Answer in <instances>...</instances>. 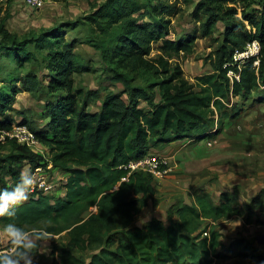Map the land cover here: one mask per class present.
Here are the masks:
<instances>
[{"label":"trees","instance_id":"16d2710c","mask_svg":"<svg viewBox=\"0 0 264 264\" xmlns=\"http://www.w3.org/2000/svg\"><path fill=\"white\" fill-rule=\"evenodd\" d=\"M249 2L201 3V12L209 14L204 33H212L218 21L225 22V28L214 52L216 71L197 76L191 83L181 64L171 60L193 53L195 35L167 38L168 25L163 19L167 9L158 10L162 24L156 18L155 22L153 16L150 18L154 22L139 23L140 18L133 17L142 10L138 0H107L88 18L105 33L111 31L113 42L104 50V45L95 44L102 54L109 51L115 64L127 61L123 66L133 73L130 76L129 72L111 67L114 80L127 90L128 104L119 95L111 94L95 113L84 105L91 94L82 87L75 89V55L72 44L61 42V27L20 37L6 30V21L2 20V50L20 51L27 58L34 57L28 45L46 50L44 62L50 70L47 91L57 97L48 107L47 125L32 131L50 151L53 165L70 175L65 196L29 194L16 208L15 217L0 219H14L26 228L38 226L47 231L53 242L51 264H212V257L223 246L219 223L246 213L252 223L256 209L264 203V190L245 208L231 192H224L217 199L199 189L191 204L168 211V223L153 219L139 227L134 225L136 217L154 197L156 179L145 171L130 173L121 166L173 139L209 136L216 114L219 126L231 117L227 101L230 95H246L260 89L264 82V0ZM240 3L244 4L242 8ZM103 9H107L106 13H102ZM201 12L196 11L198 17ZM143 14L151 16L149 10ZM253 40L261 46L259 65L254 66V58L241 67L233 65L235 52ZM158 41L162 43L161 53L151 57V44ZM231 70L239 73V81L229 77ZM140 77L155 81L147 82L146 87L134 84ZM154 89L161 93L157 103L150 91ZM140 98L147 101L148 108L139 107ZM7 108L5 99H0L2 114ZM14 124L12 120L1 121L0 129L10 130ZM5 147H10V151L0 155V187H11L25 163L37 165L41 157L14 139L0 141V148ZM55 236L63 237L65 243ZM239 247L242 250V245ZM37 251L33 249L35 254ZM87 251L93 252L89 261L78 255Z\"/></svg>","mask_w":264,"mask_h":264},{"label":"rangeland","instance_id":"374dc122","mask_svg":"<svg viewBox=\"0 0 264 264\" xmlns=\"http://www.w3.org/2000/svg\"><path fill=\"white\" fill-rule=\"evenodd\" d=\"M138 1L142 10L134 13L133 17L140 18L139 23L154 22L156 18L162 24L157 13L158 10L167 9L163 17L168 25L167 38L178 39L189 34L196 36L194 50L190 56L183 55L179 59L171 60L181 64L186 78L191 83L196 81L197 76L216 71L214 52L219 46L225 22L218 21L212 33H204L209 14L203 10L201 12L200 5L205 0ZM249 1L248 4H251L253 0ZM105 3L107 0H0V27L2 20H5L6 30L10 33L25 37L32 31L61 27V42L72 44L75 55V89L82 87L91 94L84 104L91 113L99 112L103 102L111 94L119 95L128 104L127 90L121 82L114 80L115 71L111 67L116 66L119 71L129 72L130 76L133 73L131 69L123 66L127 61H123L121 65L115 64L111 61L109 51L104 54L101 52V49L104 50L113 42V33L102 31L88 16L96 13ZM238 6L242 8L244 4L240 3ZM252 7L257 5L253 4ZM145 10H149L151 16L143 14ZM106 11L107 9H103L102 13ZM196 11L201 12L199 17ZM152 16L154 20H151ZM108 30L110 28L106 31ZM95 43L104 46L100 49ZM161 44V41L151 44V57L161 53ZM3 45V33L0 31V99H5V105L8 106L4 114L0 111V122L27 121L31 131L43 129L50 120L48 107L57 97L47 91L50 70L44 62L46 50L28 45L34 57L30 55V58H27L20 51L16 53L2 50ZM151 81L155 80L140 77L134 84L146 87ZM150 91L155 102H159V90ZM227 101L231 117L219 126L218 115L214 116V128L207 142L206 139L204 142L201 140L202 144L190 151L187 147L202 138L194 136L193 139L187 136L166 142L162 148L150 150L149 153L153 156H169L170 166L164 175L156 179V193L149 205L137 215L134 225H143L155 218H161L168 223V211L183 204H191L193 194L199 189L210 192L217 199L224 191H229L245 208L264 190V82L258 91L246 95H230ZM83 103L81 100V104ZM138 103L139 107L148 108L146 100L140 98ZM173 143L176 146H170ZM31 149L41 160L37 161V165L26 162L24 168L33 171L35 177L44 178L43 182L54 184V190L49 195L63 197L70 174L53 165L50 161L51 153L44 144L39 142ZM9 151L10 147L0 148V155H7ZM40 165L43 169L36 171ZM94 210L96 208H93ZM218 231L223 235V246L218 249L217 255L212 257V264L264 262V203L256 209L252 223L247 220L246 213L221 221ZM55 239L65 243L63 237L55 236ZM239 245H242V250ZM8 246V238L0 232V250L7 249ZM41 246L43 249H38L33 263L51 264L52 240L41 242ZM92 253L78 252V255L89 261Z\"/></svg>","mask_w":264,"mask_h":264},{"label":"clouds","instance_id":"9594fccd","mask_svg":"<svg viewBox=\"0 0 264 264\" xmlns=\"http://www.w3.org/2000/svg\"><path fill=\"white\" fill-rule=\"evenodd\" d=\"M35 183V173L23 168L11 187H0V218L15 217L16 208L28 199ZM0 232L9 241L7 249L0 250V264H33V249H43L41 242L51 238L42 227L26 228L14 219H0Z\"/></svg>","mask_w":264,"mask_h":264},{"label":"built area","instance_id":"2783aa9c","mask_svg":"<svg viewBox=\"0 0 264 264\" xmlns=\"http://www.w3.org/2000/svg\"><path fill=\"white\" fill-rule=\"evenodd\" d=\"M261 46L257 40H253L248 43L243 49L237 50L234 54L233 65L241 67L244 63L254 58V66H258L260 62ZM231 79L240 80V75L234 71L228 73ZM16 140L17 143L29 147V149L35 147L40 141L36 137V134L31 131L27 124L15 123L13 128L10 130L0 129V141L5 143L8 140ZM41 143V142H40ZM32 150V149H31ZM41 166V165H40ZM170 166V157L167 155H156L153 156L148 153L142 158L131 161L127 165L121 166L132 172L145 171L151 174L155 179L164 175ZM43 168L38 167L36 171H41ZM36 178V183L33 185L29 194L36 195H49L54 190V184L51 182H43L44 178Z\"/></svg>","mask_w":264,"mask_h":264},{"label":"crops","instance_id":"0c3cea01","mask_svg":"<svg viewBox=\"0 0 264 264\" xmlns=\"http://www.w3.org/2000/svg\"><path fill=\"white\" fill-rule=\"evenodd\" d=\"M48 123V122H47ZM47 123H46V125H47ZM214 127H212V129H213ZM201 137V136H200ZM209 137L210 136H206V137H204V138H202V139H200V140H197V141H195V142H192L193 144L190 146V147H187V149L188 150H192L194 147H197V146H200L202 143V141L204 142V140L206 139V142L209 140ZM197 138V137H196ZM202 140V141H201ZM175 143H173L172 145H170V146H173ZM167 146V145H166ZM175 146H176V144H175ZM152 151V150H151ZM183 151L185 152V150L183 149ZM164 152H166V151H164ZM164 152H162V153H164ZM66 189V188H65ZM224 192H229V191H224ZM66 194V193H65ZM63 196V195H62ZM65 196V195H64ZM151 202V199H150V201H149V203ZM149 205V204H148ZM172 207V206H171ZM155 219H158V218H155ZM153 220V219H152ZM158 220H161V221H163L164 222V220L163 219H161V218H159ZM151 221V220H150ZM149 222V221H148ZM147 223V222H146ZM146 223H144V224H146ZM165 223V222H164ZM143 224V225H144ZM143 225H135V226H139V227H142Z\"/></svg>","mask_w":264,"mask_h":264}]
</instances>
